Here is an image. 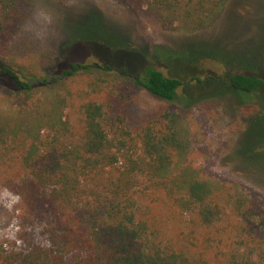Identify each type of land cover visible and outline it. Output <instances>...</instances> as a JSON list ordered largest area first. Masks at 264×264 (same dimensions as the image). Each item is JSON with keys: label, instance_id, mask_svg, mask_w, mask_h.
<instances>
[{"label": "trees", "instance_id": "obj_1", "mask_svg": "<svg viewBox=\"0 0 264 264\" xmlns=\"http://www.w3.org/2000/svg\"><path fill=\"white\" fill-rule=\"evenodd\" d=\"M21 1L0 0V183L19 195L21 225L18 243L0 244V264H264V215L237 182L201 174L181 113L134 126L112 103L127 86L174 100L183 82L154 65L132 74L72 62L52 77L27 74L2 57L13 47L6 17L18 20ZM229 1L130 0L183 33L210 25ZM81 75L87 87L76 85ZM225 83L264 90L242 72ZM155 204L183 218L179 229L165 232Z\"/></svg>", "mask_w": 264, "mask_h": 264}, {"label": "rangeland", "instance_id": "obj_2", "mask_svg": "<svg viewBox=\"0 0 264 264\" xmlns=\"http://www.w3.org/2000/svg\"><path fill=\"white\" fill-rule=\"evenodd\" d=\"M23 1L17 21L6 17L13 25L6 35L13 47L3 58L12 57L18 69L41 79L72 62L132 74L154 65L180 79L174 100L127 86L112 103L115 110L124 107L134 126L163 109L180 112L193 142L190 159L201 174L237 182L264 215V90L225 83L239 72L264 80V0H230L210 25L193 33L165 27L130 0ZM197 77L202 80L192 79ZM78 80L77 86L87 87L83 75ZM3 85L0 80V90ZM19 201L0 183V244L19 242ZM152 212L166 233L184 222L158 204ZM29 231L34 237L41 224L31 223Z\"/></svg>", "mask_w": 264, "mask_h": 264}]
</instances>
